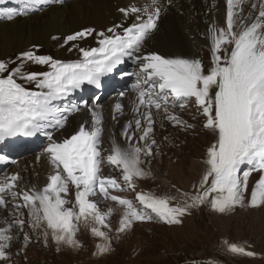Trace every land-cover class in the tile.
<instances>
[{"label":"snow or ice","instance_id":"obj_1","mask_svg":"<svg viewBox=\"0 0 264 264\" xmlns=\"http://www.w3.org/2000/svg\"><path fill=\"white\" fill-rule=\"evenodd\" d=\"M9 2L19 8L0 7V18L12 22L42 13L62 0H0V5ZM246 2L250 3L248 11L244 10ZM173 6L174 0L166 4L150 0L142 7L118 9L124 18L135 16L128 26L115 24L99 32L87 27L67 34L61 47L69 45V52L76 50V60L38 54L36 45L15 59H0V164L16 163L9 161L4 151L13 138L42 136L47 140L42 155L51 166L47 182L39 189L22 187L19 174L0 176V209L11 208L5 226L0 227V264H11L12 242L21 236L20 251L34 240L44 247L51 241L57 252L62 248L78 250L82 247L78 233L84 228L99 241L92 255L103 257L114 250L113 240L119 241L137 223L155 219L181 225L192 209L205 205L219 214L237 207H264V0H225L223 23L213 14L206 29L198 32L207 41V67L198 56L144 50L147 40L160 31L162 14ZM89 38L96 46H83ZM127 61L135 65L134 72L121 71L119 66ZM116 71L136 77L132 88L137 95L131 104L133 118L121 132L126 146L113 140L105 155L101 147L103 114L87 101L77 104L71 97L85 85L100 88L102 78ZM189 103H194L203 117V128L213 134L203 161L205 170L193 185L194 192L177 189L178 198L136 191L138 181L152 177L150 167L145 166L160 154L155 116L162 114L172 127L189 131L195 125L176 111ZM81 107L91 116L90 126L85 121L70 136H55ZM123 111V104L117 102L112 118ZM40 159L37 155L36 161ZM105 165L118 169L119 177L103 175ZM253 173L258 179L249 191ZM73 190L74 200H69ZM124 192H135V202L119 195ZM95 197L116 207L102 210ZM117 208L118 225L113 235L110 218ZM222 247L233 255H257L228 240L222 241ZM189 259L197 264L195 257H186V264Z\"/></svg>","mask_w":264,"mask_h":264},{"label":"rangeland","instance_id":"obj_2","mask_svg":"<svg viewBox=\"0 0 264 264\" xmlns=\"http://www.w3.org/2000/svg\"><path fill=\"white\" fill-rule=\"evenodd\" d=\"M54 37L57 39L52 38V42H57L60 38L58 36ZM89 39L88 41H91L92 38ZM94 43L95 40L92 39V44H84L83 46L91 47ZM56 45L59 44H54L49 49L38 46L36 51L38 54L46 53L45 55H48L52 52H47L54 50ZM61 45H63V38ZM64 46L60 47L66 48L65 60L79 58L76 50L69 52L67 50L69 45ZM201 48L204 52V48ZM18 54L12 53L7 58H2L0 55V59H15ZM203 56V61L207 67L210 55L208 53V55ZM53 58L55 57L53 56ZM41 70H46V68ZM123 93L133 94L132 91ZM116 94L119 93L110 94L100 104L104 113L110 106L114 108L116 103L111 101H113ZM190 106L193 108L192 111L186 112L187 109L184 111L176 110L184 120L195 125L189 131L172 127L166 121H163L162 114L155 116L157 121L155 139L160 146V154L152 161L151 165L145 166L150 167L152 177L138 181L136 191L142 190L156 195L167 194L178 198L177 189L180 192H194L193 185L198 184L205 170L203 161L207 147L213 142V134L203 128V117L197 112L194 103H191ZM153 112L155 115V110ZM161 122H163L164 127H160ZM107 137L112 144V135L107 133ZM165 137H168V139H165ZM106 142L107 140L104 139L103 134L101 147L107 145ZM110 145L102 148L105 150L106 155L110 150ZM25 156L27 154H23L20 158L23 159ZM43 158V161L47 163L46 157L43 156ZM29 165H32V163ZM22 166H16L19 173ZM108 168H110L109 172L106 170V173L111 176H116L119 173V170L114 167L109 166ZM23 172L24 169L21 170V173ZM256 179H258L257 173H253L249 177V191ZM32 184V179L28 180L26 176L23 178L21 186L30 188ZM119 195L134 201L135 192H124L119 193ZM67 198L74 200V190ZM93 199L99 201L102 210H106L109 206L116 207L111 202L101 201L97 197ZM10 211L11 208L1 209L0 227L5 226L3 221L9 216ZM119 211L117 208L110 218L113 235L118 225ZM5 214L7 215L5 216ZM27 230L26 228L25 231ZM21 239L22 236L14 238L12 242L11 264H186V257H195L199 264L200 261L207 264L209 260L213 264H264V207L259 209L237 207L230 213L219 214L205 205L192 209L191 214L183 218L181 225H166L155 219L149 222L137 223L130 232L123 234L119 241L113 240L114 250L103 257L92 255L95 244L99 241L93 238L84 228H81L78 233V239L82 244V247L78 250L62 248L60 252H57L51 241H49L47 247H44L42 243L34 240L27 248L20 251ZM223 240L241 244L247 250L256 252L257 255L255 257H245L230 254L222 247ZM187 264H191L190 259Z\"/></svg>","mask_w":264,"mask_h":264},{"label":"bare ground","instance_id":"obj_3","mask_svg":"<svg viewBox=\"0 0 264 264\" xmlns=\"http://www.w3.org/2000/svg\"><path fill=\"white\" fill-rule=\"evenodd\" d=\"M146 2L150 3V0H62L61 4L54 5L42 13L36 12L27 17L17 18L12 22H0V55L2 58H7L8 55L20 53L23 50L32 48L33 45L49 49L50 46L59 44L56 45L54 50L52 49L53 51L50 50L47 53L52 52L50 54L56 59L65 60L66 48H61L60 46L62 38L67 34L87 27H94L99 32L106 31L107 28L115 24L128 26L135 20V16L124 18L118 9L133 5L142 7ZM162 2L166 4L167 0H162ZM174 2L175 6L168 8L162 14L160 31L147 40L144 50L146 52H159L167 56L177 54L193 55L204 60L203 55L206 56L209 53L205 46L207 41L203 40L198 35V32H203L206 29L208 23L213 20V14H215L217 21L223 23L226 14L225 0H174ZM249 8L250 3L246 2L244 10L248 11ZM54 36L60 37L57 42H52ZM193 36L196 37L195 40L192 39ZM90 44H92V39L86 43V45ZM201 47L204 48V52ZM120 79L121 72L114 73L113 82L116 80L120 81ZM110 86L101 87L100 90L104 94L96 100L99 106L95 110L103 114L104 139L107 140V145L103 147L111 144L107 133L112 135V142L114 140L120 146L125 147L126 141L121 132L125 123L133 118L131 104L137 94L125 93L121 97L119 93L114 96L111 102H122L124 106L123 114L116 113L117 118L114 120L112 118L114 114L113 108L110 106L104 113L100 105L109 97L110 94L106 97L104 96L110 91ZM92 93L93 91L90 89L85 96L87 97L86 99L91 97ZM83 99L86 100L85 98ZM85 121L90 124L91 116L86 109L81 107L78 113L70 115L66 128L62 131L58 130L54 135L61 139L65 136H70ZM26 154L27 156L23 159L21 157L16 163L11 165L10 175L18 173L21 177L20 185L23 178L27 176L28 180L32 179L33 181L30 188L33 186L37 189L42 188L47 182V176L51 173V166L43 161V155L38 151ZM37 155L41 156L39 162L36 161ZM30 163L32 165H29ZM20 165H23L20 168L21 170L24 169L23 173H21L20 169L19 173L16 168V166Z\"/></svg>","mask_w":264,"mask_h":264}]
</instances>
